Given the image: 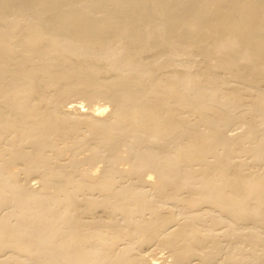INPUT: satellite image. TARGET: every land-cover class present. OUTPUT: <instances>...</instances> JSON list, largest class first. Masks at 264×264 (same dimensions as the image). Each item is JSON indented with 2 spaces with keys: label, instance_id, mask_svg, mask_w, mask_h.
<instances>
[{
  "label": "bare ground",
  "instance_id": "obj_1",
  "mask_svg": "<svg viewBox=\"0 0 264 264\" xmlns=\"http://www.w3.org/2000/svg\"><path fill=\"white\" fill-rule=\"evenodd\" d=\"M0 264H264V0H0Z\"/></svg>",
  "mask_w": 264,
  "mask_h": 264
}]
</instances>
